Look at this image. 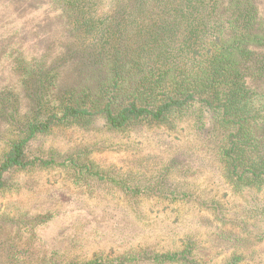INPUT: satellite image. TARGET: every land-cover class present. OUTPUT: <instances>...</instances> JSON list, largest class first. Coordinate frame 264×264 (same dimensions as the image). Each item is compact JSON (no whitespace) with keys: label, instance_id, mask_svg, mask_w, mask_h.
<instances>
[{"label":"trees","instance_id":"16d2710c","mask_svg":"<svg viewBox=\"0 0 264 264\" xmlns=\"http://www.w3.org/2000/svg\"><path fill=\"white\" fill-rule=\"evenodd\" d=\"M0 46V197L26 192L21 171L33 195L53 176L100 188L84 228L149 219L157 196L195 208L181 228L45 239L29 264H264V0H0ZM101 140L133 149L127 169Z\"/></svg>","mask_w":264,"mask_h":264},{"label":"rangeland","instance_id":"374dc122","mask_svg":"<svg viewBox=\"0 0 264 264\" xmlns=\"http://www.w3.org/2000/svg\"><path fill=\"white\" fill-rule=\"evenodd\" d=\"M4 51V46H0V55ZM111 134H108L106 138L112 140ZM72 138L75 136L72 135ZM105 138V139H106ZM113 140H116L114 138ZM102 142V149L105 150L106 153L103 152H96L97 155L102 157L103 159L109 160L110 163L118 164L117 168H121L122 171L127 169L129 165V158L131 157L132 150L130 147L120 146V145H112L109 141V147H107V143ZM75 140L74 144H72V148L75 145L80 143ZM85 147V144L83 145ZM129 157V158H128ZM44 172V171H43ZM36 173V172H35ZM40 174V172L38 173ZM56 176L50 177L52 182L54 181V185H48V188L51 191H46L44 195L38 196L33 195L34 187L32 184L38 183L33 173H24L21 171L12 172L10 176V184L15 185L18 181L26 184L23 188L24 190L17 191L11 190L7 192L4 197H0V239H4L0 242V263L1 264H14L13 262L17 261L18 264H29L30 260L39 259L41 256H47L46 252L40 250L38 248L39 245L43 246L45 244V239L48 240H57V241H68L73 236H76L82 240H88L93 243V240L96 239H104L102 232L109 231L110 228L116 229H127V228H134L136 233H140V229L147 233L150 228H161L164 224L176 223V225L181 228V226L191 223L189 221L190 211L195 210L192 206V203L181 204L179 200H174V203L171 205H166L168 200L164 201L162 196H157L149 201V204L155 208V211L152 214H149V219L140 220L138 215L140 214H133L132 218L129 222H118L116 224L112 221L103 222L97 229L92 228H84L80 227L72 221L73 215L76 214L77 211L81 210L83 212L90 213L93 216L95 214H99L101 210H97L95 202H99L97 195L100 196V188L96 190H84V189H77L73 186H65L64 189L66 190L65 193L62 192L58 182L54 179ZM182 178V177H181ZM147 179H150L147 176ZM184 179V178H182ZM183 181V182H180ZM180 184L186 186L182 187L181 185L178 187L180 189H188L194 186L195 183H190L188 180H180ZM189 183V187H187V183ZM198 190L202 191H211V188L214 190L211 191L212 194L215 192V188H217L216 183L205 180L204 177L200 178L198 181ZM182 187V188H181ZM217 190H221L219 187ZM84 191H88V194H85ZM83 192V193H82ZM74 195V198L77 199L79 202V206L72 205L71 202V195ZM28 196V198H27ZM206 195L205 197H208ZM84 197V199H81ZM85 197L88 199L85 200ZM28 199V202L25 199ZM180 198H185L181 193ZM180 203V204H179ZM71 209V210H69ZM54 211L55 213L50 219L45 218L49 214L48 212ZM58 213L59 216H58ZM62 213V215H61ZM172 213V214H171ZM104 218H112V214H106ZM40 216L41 219L40 223L36 226V232L28 226L30 222L28 221L29 218ZM106 228L103 230L102 227ZM157 228V229H158ZM159 228V229H160ZM113 230V229H112ZM4 231V232H3ZM5 234H3V233ZM142 234V233H141ZM142 236H146L145 234ZM140 238H136L139 240ZM123 250V247H121ZM16 256V257H15ZM17 258H21L19 261ZM22 261V262H21ZM256 264V263H254ZM259 264V263H257Z\"/></svg>","mask_w":264,"mask_h":264}]
</instances>
